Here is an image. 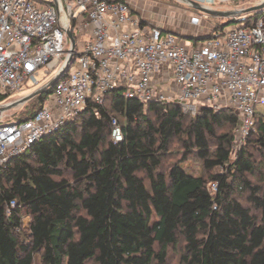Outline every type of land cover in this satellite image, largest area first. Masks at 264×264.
Segmentation results:
<instances>
[{"label":"trees","instance_id":"trees-1","mask_svg":"<svg viewBox=\"0 0 264 264\" xmlns=\"http://www.w3.org/2000/svg\"><path fill=\"white\" fill-rule=\"evenodd\" d=\"M52 92L17 119L34 117ZM124 92L91 102L0 173V264H34L37 255L42 264H168L180 242L183 264H264V113L233 159V111L194 117ZM114 120L124 136L118 144ZM192 157L223 171L216 194L183 167ZM245 192L248 206L239 198Z\"/></svg>","mask_w":264,"mask_h":264},{"label":"built area","instance_id":"built-area-1","mask_svg":"<svg viewBox=\"0 0 264 264\" xmlns=\"http://www.w3.org/2000/svg\"><path fill=\"white\" fill-rule=\"evenodd\" d=\"M188 1L210 10L229 4L233 12L264 5V0ZM133 12L131 0H0V97L9 96L0 108L32 94L74 59L34 117L0 125V173L77 119L91 102L104 104L121 87L145 107L172 103L194 117L205 109L233 111L238 122L232 155L237 157L255 131L257 108L264 106V9L232 17L239 23L231 30L213 29L208 38H186L185 43L174 31L144 23ZM56 70L42 84L40 74ZM28 86L37 89L13 99ZM4 114L0 111V123ZM123 139L114 120L112 140ZM217 190L213 182L210 191ZM15 206V201L9 204V214Z\"/></svg>","mask_w":264,"mask_h":264},{"label":"rangeland","instance_id":"rangeland-1","mask_svg":"<svg viewBox=\"0 0 264 264\" xmlns=\"http://www.w3.org/2000/svg\"><path fill=\"white\" fill-rule=\"evenodd\" d=\"M133 14L137 15L144 23H147L151 26H162L166 29H170L175 31L178 35L182 36L180 41L182 43L186 42V37H198L203 36V33H207L213 29H216L218 26L225 24L231 20V18H217L207 15L204 12L193 9L191 6L184 4L182 2H178L176 0H132ZM244 4V3H243ZM215 11H232V8L229 4H224L222 6L212 7ZM76 14H78V10L76 8ZM194 18L200 20V22L194 21ZM236 24H231L226 26L225 29L231 30L235 27ZM52 72L50 76H45L43 73L40 74V81L42 84L46 81H49L55 74ZM37 89V87L28 86L22 89L20 92L13 95V99H17L25 96L26 94L33 92ZM166 90V88H163ZM33 100V99H32ZM31 101V100H30ZM28 101L26 104L5 111V119L0 123L1 124H15L17 123V116L20 115L22 111L25 109L31 108L32 104ZM257 111H261L264 113V106H260L257 108ZM174 152L177 153V158H181L179 153L182 154L183 150L181 144H175ZM255 158L258 162L261 161L260 153L256 150ZM179 156V157H178ZM173 160H168L167 164H170ZM166 164V165H167ZM189 173L195 175L197 177L203 178V180L208 184L209 189H211V185L213 182L218 180L219 175H222L223 171L221 169L215 170H206L204 169L202 163L192 157L190 161L186 162L183 166ZM261 178H253L254 183L258 184ZM248 193L239 194V198L241 199L244 205L248 206ZM31 221L30 217H26L24 219L25 226L29 225ZM184 243L180 242L177 247H170L168 251V264H183L182 255L184 253ZM34 264H42L41 257L39 255L35 258Z\"/></svg>","mask_w":264,"mask_h":264},{"label":"water","instance_id":"water-1","mask_svg":"<svg viewBox=\"0 0 264 264\" xmlns=\"http://www.w3.org/2000/svg\"><path fill=\"white\" fill-rule=\"evenodd\" d=\"M178 2H182L184 4H187L189 6H191L193 9L201 11L206 13L209 16L212 17H217V18H232L234 16H239L240 14L243 13H250L252 11H258L261 12L264 9V5L258 6V7H254L251 9H248L246 11H242V12H233V11H215V10H210V9H205L203 7H201L200 5L196 4V3H192L189 2L188 0H176ZM232 22L229 21L225 24H222V27L228 26L229 24H231ZM68 37L72 42V46H73V53L75 52V48H76V42L75 39L73 37V33L72 30L68 31ZM209 36H201V37H186L189 40L192 39H196V40H204L206 38H208ZM73 55V54H72ZM74 61L73 56L70 57L69 61L67 62V65L62 69V71L57 74L54 78H52L47 84H45L44 86L40 87L39 89H37L35 92H33L32 94L25 96L24 98L14 102L13 104H10L8 106H4L0 108L1 112H5L7 110L13 109V108H17L19 106H22L24 104H26L28 101L34 99L37 96L46 94L49 92L50 89H52L57 83L58 81L64 76V74L68 71L69 66L71 65V63ZM208 110V109H207Z\"/></svg>","mask_w":264,"mask_h":264},{"label":"crops","instance_id":"crops-1","mask_svg":"<svg viewBox=\"0 0 264 264\" xmlns=\"http://www.w3.org/2000/svg\"><path fill=\"white\" fill-rule=\"evenodd\" d=\"M131 2H133V1L131 0ZM133 11H134V10H133ZM156 26H157V25H156ZM160 27H162V26H160ZM163 28H165V27H163ZM165 29H166V28H165ZM166 30H170V29H166ZM172 31H173V30H172ZM174 32H175V31H174ZM202 35H203V36H206V35H208V32H207V33H203ZM196 37H198V35H196ZM196 37H195V38H196ZM187 41L190 42V41H193V40H189V39H188Z\"/></svg>","mask_w":264,"mask_h":264}]
</instances>
